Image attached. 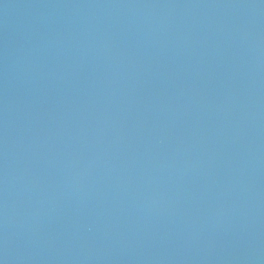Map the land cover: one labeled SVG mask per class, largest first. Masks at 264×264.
Returning <instances> with one entry per match:
<instances>
[{
    "label": "water",
    "instance_id": "1",
    "mask_svg": "<svg viewBox=\"0 0 264 264\" xmlns=\"http://www.w3.org/2000/svg\"><path fill=\"white\" fill-rule=\"evenodd\" d=\"M0 264H264V0H0Z\"/></svg>",
    "mask_w": 264,
    "mask_h": 264
}]
</instances>
